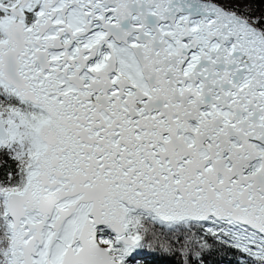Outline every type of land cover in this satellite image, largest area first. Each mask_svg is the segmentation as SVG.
Returning <instances> with one entry per match:
<instances>
[{
  "label": "snow or ice",
  "instance_id": "obj_1",
  "mask_svg": "<svg viewBox=\"0 0 264 264\" xmlns=\"http://www.w3.org/2000/svg\"><path fill=\"white\" fill-rule=\"evenodd\" d=\"M0 264H264V0H0Z\"/></svg>",
  "mask_w": 264,
  "mask_h": 264
}]
</instances>
